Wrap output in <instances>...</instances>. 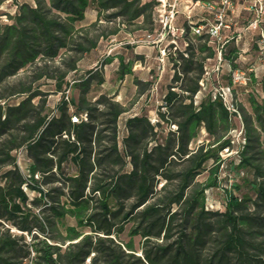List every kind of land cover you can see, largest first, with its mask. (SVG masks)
<instances>
[{"label":"trees","instance_id":"1","mask_svg":"<svg viewBox=\"0 0 264 264\" xmlns=\"http://www.w3.org/2000/svg\"><path fill=\"white\" fill-rule=\"evenodd\" d=\"M34 2L22 3L14 21L0 17V264H264V102L253 96L252 113H243L247 142L232 164L244 174L233 189L247 191H230L223 209L205 205L206 189L220 186L235 116L219 97L195 101L204 62L216 55L208 35H186L166 110L156 122L130 115L120 145L119 117L129 107L114 94L90 96L103 71L68 76L108 36L95 33L99 20L143 16L146 25L156 0ZM91 7L98 18L86 24ZM222 56L238 66L236 50ZM115 58L119 79L135 74V59ZM47 83L63 94L54 112ZM68 88L79 97L66 99ZM165 122L176 127L165 133ZM202 129L210 140L191 147Z\"/></svg>","mask_w":264,"mask_h":264},{"label":"rangeland","instance_id":"2","mask_svg":"<svg viewBox=\"0 0 264 264\" xmlns=\"http://www.w3.org/2000/svg\"><path fill=\"white\" fill-rule=\"evenodd\" d=\"M29 2L35 4L34 0H4L0 5V17L2 21H14L10 18L13 16L22 5V3ZM239 10L242 9L243 15L239 18L236 26L243 27L249 20L251 14L246 9L243 10V6L247 4V0H236ZM112 11V10H111ZM88 18L85 20L86 24L95 22L98 18L97 9L91 7L87 11ZM183 22V18H180V23ZM116 33L112 31L116 30ZM95 33L105 31L108 36H102L99 39L98 46L93 49L89 54L85 55L80 63L78 72H71L68 76L70 80L74 77H80L88 70L96 73L98 69L105 74V82L93 91L90 96L94 100L100 93H107L108 95H115V98L124 103L128 108V111L124 112L119 118V143L122 144V140L125 132L126 120L133 114H147L153 122L158 120V110H166L164 97L168 91L169 86L172 84L174 72V59L179 58L178 51H186L187 38L177 39L176 46L178 49H173V44L170 38L161 39L159 33L158 24L151 22L144 25L143 16L132 22H123V19L117 18L107 21L101 19L97 22L95 27ZM112 32V33H111ZM229 34L228 40L225 44V53L230 55L236 49L234 44L235 40ZM258 35L245 34L242 36V42L250 41V49L240 53V60H238L237 67L247 72L251 76V79L246 84L233 83V92L235 100L238 103L239 114L234 116V127H243L245 130L244 115L243 113H252V105L250 96H253L259 102H264V48H260L257 40ZM193 42L199 44V40L192 39ZM216 51L214 57H209L204 62V76L200 81L202 86L201 91L195 96L196 101H200L202 97L208 94H212L218 86L228 85L230 78H232L231 70L227 66V62L219 59L217 52V44L210 42ZM122 54L126 58L135 59L134 75L128 74L124 79H119L117 74L119 60L115 58L117 54ZM114 55L112 62H106L107 58ZM250 69L254 70L251 71ZM254 72L255 75H251ZM135 78L142 81L141 84H136ZM44 89L51 90L48 97V105L53 112L57 109V103L62 98L61 92H55L53 86L50 83L42 85ZM179 89L178 87H175ZM73 95L76 98L80 95L78 88L66 91V99ZM243 108V110L241 109ZM75 119V117H73ZM164 132L171 128L174 129L175 124L164 123ZM233 127V128H234ZM246 132V130H245ZM207 131L201 130L199 136L192 140L190 146L195 148L198 144L204 141H209ZM225 158L223 163L221 175L222 184L220 187L210 188V199L214 200L216 205L221 209L225 208V202L228 198L229 192L233 191L234 194L242 195L247 191V188L243 186V190L233 189V184L236 182H242L244 177L243 172H236L232 169L234 163L233 155L222 154ZM18 162L22 166L24 172L27 171L29 162L28 159H24L23 153L18 152ZM211 166V162L207 167ZM208 177V169L198 175V180L205 181ZM30 195H34L35 192L29 191ZM69 223H74V219H69ZM130 225L127 226V229ZM121 237L128 239L127 232H124ZM141 237L136 236V244L139 245Z\"/></svg>","mask_w":264,"mask_h":264},{"label":"built area","instance_id":"3","mask_svg":"<svg viewBox=\"0 0 264 264\" xmlns=\"http://www.w3.org/2000/svg\"><path fill=\"white\" fill-rule=\"evenodd\" d=\"M242 8L250 11L251 14L243 27L236 26L239 18L243 15L236 0H156L153 13L154 21L159 28L158 34L161 39L170 38L171 42L175 43L173 44L175 51L178 49L177 39L186 40V35L189 33L192 35L206 34L209 37V42L217 44L216 50L219 59L222 60V51L225 44L229 42L230 33L231 37L236 35L238 38L245 34L251 36L257 34V43L260 48H264V0H247V4ZM180 18H183L182 23H180ZM231 71L233 83L246 84L251 79V76L244 70L237 68L231 69ZM211 97L212 99L219 97L230 114H239L233 86L229 84L218 86L212 92ZM196 103L199 104L200 101H196ZM230 134L233 147L225 148L222 154L233 155V158L238 160L239 153L247 142L246 132L243 127H234ZM206 190V208L220 210L221 206L219 207L214 200L210 199V188Z\"/></svg>","mask_w":264,"mask_h":264},{"label":"crops","instance_id":"4","mask_svg":"<svg viewBox=\"0 0 264 264\" xmlns=\"http://www.w3.org/2000/svg\"><path fill=\"white\" fill-rule=\"evenodd\" d=\"M88 13H86V15H87ZM87 17H88V15H87ZM233 38H234V40H235V44H234V46H235V50H236V52L238 53V58L236 59V62L238 61V60H240V58H241V56H240V53L243 51V52H245L247 49H250L249 48V46H250V41H245V42H242V36L240 37V38H238V36H236V35H234L233 36ZM223 51L225 52V47H224V49H223ZM224 61H225V63L227 62V66L230 68V70H231V67H232V65L230 64V62H229V60L226 58V57H224ZM240 69L239 67H236V68H234V69ZM251 75H252V77H253V75H255L254 74V72H251Z\"/></svg>","mask_w":264,"mask_h":264}]
</instances>
